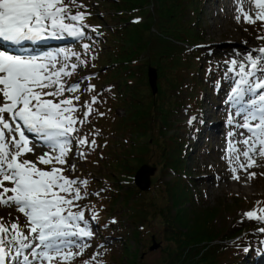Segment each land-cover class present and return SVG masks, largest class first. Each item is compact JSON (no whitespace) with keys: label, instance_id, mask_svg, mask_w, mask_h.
Wrapping results in <instances>:
<instances>
[{"label":"trees","instance_id":"obj_1","mask_svg":"<svg viewBox=\"0 0 264 264\" xmlns=\"http://www.w3.org/2000/svg\"><path fill=\"white\" fill-rule=\"evenodd\" d=\"M165 1V2H164ZM144 0L142 5L151 3L153 11L142 8V13L146 15L145 20L137 22L128 9L136 5H141L133 0H101L98 3L99 10L90 17L93 24H100L102 20L110 18L114 24L98 26L95 30L98 32L96 43L89 52L93 63H97V85L94 92H98V104L96 110L103 115L91 117L88 124L83 126L84 130L95 129L96 147L89 149L85 158V169L82 174L88 184L86 188L82 185V192L85 195L82 203L85 205L81 210L85 212L84 225L91 224L93 234L101 238L110 236L112 243L103 244L98 248L103 252V258L99 264H112L118 262L124 264L127 257L130 260L125 264H180L184 261L176 259L179 257L177 251L181 248L187 236L179 234L177 247L168 246V250H163L162 257L153 263H146L143 260V253L137 254L138 244L143 243L146 252L150 251L152 238L149 241L145 234L148 232L146 225H153L155 215L163 217L162 226L165 238L175 236L174 225L176 224L171 216V209L175 205L169 199L171 195L176 196V202L181 204L188 203L185 207L186 214L183 216L191 225L207 230L209 239L214 241V245L207 249L202 256L195 259V264H241L244 262L242 254L236 255L235 252L244 244L243 239L238 238L241 233L251 226H244L237 218L234 223L223 227L220 233L211 229L215 226L213 220L224 216L226 213H233L234 210L242 206L244 200L234 198L233 201L220 200L216 205H209L202 202L200 196V181L194 174L192 177L186 169L184 163V151L189 147L185 135L180 130L175 129L170 136L175 145L174 150H178L172 155L176 160L174 168H169L165 164L169 159L170 151L166 147L161 150L164 154L163 169L172 172L177 176L173 184L162 182L161 177L153 181L151 188H162L167 192L160 201L161 205H154L150 192L139 190L133 183L134 167L128 168V159L125 158L126 151L130 150L131 144L128 137L124 138L123 129L130 125V118L140 116V107L146 106L145 96L142 94L140 86L132 84V79H138L136 71L128 69L129 62L137 61L138 58L130 55L131 49L139 48L140 52L148 51L150 60L158 66L163 67L158 60L167 65L170 69L169 74L164 76L166 81V97L168 102L165 104L166 111L170 116L160 123L156 117L152 118L153 123L163 129L171 125L179 128L180 120L176 117L180 110L189 106V111H197L201 106L204 88L211 89L209 81H204L209 74L215 75L219 70L214 64H209L206 59V52L202 56V51L198 49H189L188 46H194L202 41L203 33L201 25L204 22L203 14L206 0H187V3L181 8H176V0ZM165 12L164 15H161ZM155 13L158 18H153L152 29L150 18ZM176 13L183 16L180 23L181 31L170 30L174 24L169 21L175 19ZM175 22H178L177 20ZM179 23V22H178ZM186 46V48H185ZM143 50V51H142ZM89 71H95L92 65L88 64ZM136 82H138L136 80ZM101 83V84H100ZM211 96L206 95L205 100H210ZM156 99L150 100L147 104L155 106ZM116 109H121L123 114L116 113ZM158 113V110H156ZM96 112V111H95ZM155 114V110L153 112ZM157 115V114H156ZM178 124V125H177ZM149 132V131H148ZM123 136V140L121 137ZM160 136V134H159ZM150 137V136H149ZM151 139V138H149ZM178 140V141H175ZM149 141V140H148ZM147 141V143H149ZM154 141V140H152ZM186 146V148H185ZM194 148L196 146H193ZM192 147V148H193ZM191 148V149H192ZM199 149V147L197 146ZM183 155V156H182ZM180 162L183 165L177 166ZM81 175V174H79ZM156 190H154L155 192ZM201 200V201H200ZM155 203V202H154ZM157 203V202H156ZM115 220V223L112 221ZM140 226L141 229L138 227ZM143 227V228H142ZM144 228L146 230H144ZM211 229V230H210ZM253 237V234L250 235ZM168 237V238H169ZM150 239V238H149ZM149 241V242H148ZM231 241V243H228ZM133 242L134 245L131 243ZM161 244V243H160ZM166 254V257H165ZM205 256L209 257L208 260Z\"/></svg>","mask_w":264,"mask_h":264},{"label":"snow or ice","instance_id":"obj_2","mask_svg":"<svg viewBox=\"0 0 264 264\" xmlns=\"http://www.w3.org/2000/svg\"><path fill=\"white\" fill-rule=\"evenodd\" d=\"M69 2L75 4L76 0ZM249 2L257 11L253 17L241 4L245 22H264V0ZM240 18L237 16L236 20ZM66 20L83 24L85 13L72 14L64 0H0V39L4 41L37 40L49 30L52 35L57 32L72 36L85 34L82 28L75 23H66ZM259 38L264 39V36ZM84 48L89 45L85 44ZM259 51L264 54V48ZM249 66L251 72L246 70ZM259 66L260 61L249 56L248 64L239 68L241 78L232 93L233 100L241 105V110L234 114L243 119L238 127L249 133L239 141L246 146L242 155L248 163L240 164L244 171L255 164L257 151L264 157V80L250 78ZM77 67L75 63L57 67L55 58L44 62L40 57L25 58L0 51V188L3 189L0 191V206H15L26 217L23 226L17 222L5 223L0 218V264H5L13 254L20 264H35L37 261L39 264H54L56 261L71 264L79 253L62 247L66 238L92 236V232L79 223L85 221V212L73 210L83 198L80 185L86 188L88 181L65 176V169L56 167L68 164L67 156L74 141L78 147L96 146V141H90L87 134L74 135L78 132L77 125L87 122L93 111L92 105L99 102L97 97H92L81 116L76 115L81 112V106L77 103L79 96L74 94L80 90V85L68 84L65 78L70 77ZM91 87L95 89V85ZM65 92L73 95L60 99ZM228 122L233 123L232 120ZM25 129L40 136L48 150L36 155ZM28 153L36 155V159H20ZM80 156L86 158L84 152H80ZM236 159L239 160V156ZM38 165L52 167L45 170ZM69 168L74 171L76 165H69ZM234 178L239 179L238 176ZM5 182L12 187H5ZM259 211L264 212V209ZM246 216L264 221V216H259L256 211H249ZM260 230L264 231V228ZM24 249L31 250L30 255Z\"/></svg>","mask_w":264,"mask_h":264},{"label":"rangeland","instance_id":"obj_3","mask_svg":"<svg viewBox=\"0 0 264 264\" xmlns=\"http://www.w3.org/2000/svg\"><path fill=\"white\" fill-rule=\"evenodd\" d=\"M85 1H91V5L93 4L92 0ZM133 1L134 3H137V1H139L138 3L141 4L144 0ZM176 1L178 2L176 8H181L184 4L187 3V0ZM210 2L211 3L207 6L204 5L206 7V13L204 22L202 23L200 30L204 34L202 38V46L203 48H205L203 49L205 50L204 52H207L206 49L211 48L215 53H219L222 49L226 51V46L230 44L229 42H236L237 45L242 47V42L250 39H256L257 34H262V36H264V30H262L260 27L262 25L264 26L262 21H256V23L252 25L245 22L242 24V20H236V17L239 16V14L233 11V8L231 6L232 0L229 2L228 0H211ZM240 3L241 2L237 0L238 8H241ZM142 8L147 10L149 9L150 12H152L154 7H152L151 3L145 5L141 4L128 9V12L132 15L134 14L133 17L135 20L144 21L146 15L142 13ZM243 9L245 8L243 7ZM164 14L165 12H163L161 15ZM157 16L158 14L155 13L153 17L150 18L151 24L148 27L149 31L152 29V24H154V22H152V19L158 18ZM176 16L177 17H175L173 21H169L170 24H174V26L170 30H176L177 33H179L178 31H181L180 23L183 21V16H180L178 13H176ZM176 20L179 23L175 22ZM103 23L107 27L114 24L110 18L104 19ZM249 36L250 38H248ZM191 47L192 46H188L189 49ZM139 50V48L133 50L131 49V52L129 54V56L134 55L138 58L137 61L129 62V64L127 65L128 69L132 68L136 71L137 75L139 74L138 79H136L138 82H136L135 79H132V84L138 85L140 86V88H143L141 92L145 96L146 101H148L147 103H149V101L152 99L154 100V98L156 99V102L154 107L152 106V104L147 103L146 106L140 107L141 114L139 118L137 119L136 117H132L131 115V118L129 120L131 124L124 127L123 133H126V135L123 136L124 138L128 137L129 142L132 143L130 150L126 151L125 158L128 159V168L134 167L133 178L135 173L141 166L148 165L151 168L149 174L151 187L153 186V181H155L159 177H161V182L159 185H161L162 182L168 183L169 185L175 182L177 176H175V174H173L172 172L167 171V169H163L161 163L163 162L164 154L161 153V150L166 147L167 152H171V154L169 155V159H171V161H167L165 165L169 168H174L176 160L172 159V155L176 154L178 150H174L175 145L170 136L174 133L175 129H179L182 135H185L186 137L189 136V128H187L189 106L180 110V113L176 115V117L180 120V122L178 123L179 128L173 124L170 126L171 128H160L159 133V126H156L155 123H153L154 125H152L151 119L156 117V121L160 123L162 120H165V118H168L170 116L169 112L166 111L165 108V104L168 102V97H166V81H164V76H167L170 72V69L167 66L169 64H163L160 60H158L163 67L158 66L156 63H154V61L150 60L151 57L149 56L150 54H148L147 50H142V53ZM217 61H219L221 65L230 66L231 61H235V59L231 60L230 58H227L225 62L218 57ZM150 69H152L151 71H153L155 78L154 93L150 86ZM76 70L77 68L75 69V71ZM65 79L68 84H76L77 82V80L72 78ZM82 80H85V78H82ZM84 83L85 82L81 81V84ZM85 86H88V83H86ZM65 94L68 93L65 92ZM63 97H60V99H63ZM154 110L155 114H153ZM156 110H158V113ZM116 113L122 115L123 111L121 109H116ZM194 130L197 131L196 129ZM123 136L121 137L122 141H124ZM147 141L149 143H147ZM203 146L204 148L201 152H188L184 158V163L187 165L185 169L186 171L188 170L190 172L189 175L192 177L193 173L197 175L199 174L198 178L201 181V184L199 185V191L200 196L202 197V202H205L209 205H216L220 200L233 201L234 198L244 200V203L242 202L243 205L237 207L233 213H226L224 216L215 218L213 220L215 226H212L211 229L220 233L219 229H221L222 231L223 227L232 225L234 223V218H237L239 222L242 220L243 224H247L249 222V218L246 216V213L249 211H256L259 216H264V212L259 211L261 209H264V160L260 159L258 154L254 155L255 164L252 167L248 168L249 170L247 169V171H244L240 168V164H246L248 162L245 160L243 155L237 153V155L239 156V160H235L234 163L229 165V172L227 173L223 165L217 158H213L212 155H210L209 157V154L204 151L205 147H207V144L205 143ZM210 149H212L211 143ZM39 153L41 154V152ZM72 164L76 165L77 170L78 168H80L81 170L83 168L85 169V164L80 163L79 161H77V159L68 160V164L61 166L62 168L73 172V170L69 168V165ZM211 165H213L215 169H211ZM177 166H182L183 168V165L180 162L178 163V161ZM76 168L74 171H77ZM205 169L206 172L211 173L212 171H216L215 179L212 178L213 173H209L207 175V178L203 179V173ZM233 169H236V171L233 172ZM251 173H255V176H250ZM237 176L239 177V179L234 178ZM154 190L156 191L154 192ZM148 191L150 192V198H152L154 205L156 204L158 206L161 205L159 204L160 201L164 202L162 197L167 194L165 189L154 187ZM170 198L171 199H169V203L171 202V204L173 203L175 205L174 207H172L171 216L169 217L173 219L176 224V227L174 225V231L176 232L175 236L171 235V237H169V235V238L167 237L166 239L162 231L163 227L159 226L160 223L162 225L163 217L160 215H154L152 217V219H154V224L151 226H145L148 229L145 237L149 241H151V238L154 239L155 247H151L150 251L146 252V248L144 247L143 243H139L137 247V254L139 255L140 253H143V260L146 263H153L154 261H158L162 257L163 250H168V246L173 248L175 246L177 247V239L179 237V234H186L187 239L182 244H180L181 248L177 251L179 257H176V259H184V261L180 264H195L193 263L195 262V259L202 256V254H204V252L208 248L210 249L214 245V241L209 239V229L204 230L200 228V224H198L197 226L199 227L196 228L187 221V218L183 219V216L186 214L185 207H188L187 202L185 204H181L179 201L176 202V196L173 195H171ZM252 222L256 225V227L264 228V221L258 219ZM138 228L141 229L140 226ZM144 230L146 229L144 228ZM261 236L263 242L264 232H262ZM243 240L246 241L245 239ZM109 242H111V240H109ZM131 243L133 244V246H136V244L134 245L133 242ZM228 243H231V241H229ZM236 252H240V250L238 249ZM208 258V256H205L206 260H208ZM129 260L130 258L128 259V257L126 261L124 259V264L128 263ZM112 264L119 263L114 262Z\"/></svg>","mask_w":264,"mask_h":264},{"label":"water","instance_id":"obj_4","mask_svg":"<svg viewBox=\"0 0 264 264\" xmlns=\"http://www.w3.org/2000/svg\"><path fill=\"white\" fill-rule=\"evenodd\" d=\"M152 69H150L149 71V80H150V86L153 90V93L155 92V78H154V74L153 71H151ZM150 167L148 165H143L141 166L137 172L134 175L133 181L135 186L141 190V191H146L150 188ZM151 247H155V240L152 239V245Z\"/></svg>","mask_w":264,"mask_h":264},{"label":"bare ground","instance_id":"obj_5","mask_svg":"<svg viewBox=\"0 0 264 264\" xmlns=\"http://www.w3.org/2000/svg\"><path fill=\"white\" fill-rule=\"evenodd\" d=\"M241 6V5H240ZM256 13V12H255ZM255 13H254V15H255ZM28 155V158H32V157H34L35 155H33V153H28L27 154ZM250 168V167H249ZM249 170V169H248ZM234 181V180H233ZM251 181V180H250ZM229 183V182H228ZM242 184V183H241Z\"/></svg>","mask_w":264,"mask_h":264}]
</instances>
